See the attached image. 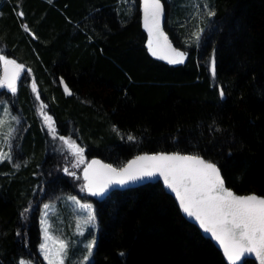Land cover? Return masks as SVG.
<instances>
[{
	"label": "trees",
	"instance_id": "16d2710c",
	"mask_svg": "<svg viewBox=\"0 0 264 264\" xmlns=\"http://www.w3.org/2000/svg\"><path fill=\"white\" fill-rule=\"evenodd\" d=\"M205 2L213 17L203 12ZM162 4L166 35L189 53L182 65L148 51L140 0H0V53L22 63L27 76L15 94H0L9 125L18 120L12 160L0 162V264L22 258L47 264L38 251L39 205L51 197V221L63 218L73 264L82 248L76 247L90 236L71 228L65 195L78 193L88 197L102 225L94 264H227L160 182L116 189L102 199L81 191L82 177L64 172V154L42 125L31 91L32 80L57 135L73 137L85 163L97 157L121 167L142 152L201 155L238 193L264 194V0ZM198 28H206L201 44L187 43ZM214 51L224 101L210 86L205 63ZM61 78L71 95L64 94ZM24 208L30 211L22 221Z\"/></svg>",
	"mask_w": 264,
	"mask_h": 264
},
{
	"label": "snow or ice",
	"instance_id": "6c2138e0",
	"mask_svg": "<svg viewBox=\"0 0 264 264\" xmlns=\"http://www.w3.org/2000/svg\"><path fill=\"white\" fill-rule=\"evenodd\" d=\"M143 14V27L147 30L148 51L154 57H159L171 65H182L189 56L187 51L179 50L172 46L168 36L161 28V21L165 15L162 0H141ZM197 12H199V5ZM203 12L207 17H213L215 12L210 5L203 4ZM19 17H23V12H18ZM197 18H199L197 16ZM24 30L30 33L28 26L23 25ZM206 28L194 30L187 43L199 46L203 40ZM31 34V33H30ZM33 38H35L34 34ZM0 63L3 65V75L0 76V88L9 90L15 94L19 80L27 79L25 66L18 63L15 59H9L6 55L0 54ZM209 67L211 75V87L218 92L220 101H224L227 93L223 85L216 83V59L215 51L208 61L205 62ZM30 72L31 70H27ZM59 83L64 86L65 95H71V90L64 82L63 78ZM31 91L37 92L35 81L31 84ZM39 100V95L36 96ZM0 107L3 103L0 102ZM45 105L41 104L40 110L43 113V120L47 126L48 133L53 139H59L72 151L77 163L73 167H78L84 163V149L79 147L75 141L66 139L63 136L57 137L53 118L44 112ZM7 111V109H5ZM18 118L13 116L12 120ZM5 120L0 118V127ZM219 131V129H217ZM14 130L9 128L3 136V143L8 144L10 149ZM129 141H134L135 137L129 135ZM11 161V151H0V162ZM19 167V165H15ZM64 172L69 176L75 177V172L68 168ZM162 179L167 190L175 194L179 208L193 222H198L200 229L205 235L218 243L223 250L229 264H243V261L251 254L259 264H264V197L255 194L237 195L225 186V180L221 175V169L216 163L203 159L199 155L180 154V153H157L143 154L136 156L126 165L117 168L110 164H103L99 160L93 159L83 170L85 183L81 186V191H86L92 196H103L116 186H125L144 182L146 179ZM43 191V189H40ZM80 209L86 210V217L78 219L76 224L77 234L83 236L85 231L91 233V227L95 226L96 216L91 204H82L74 196L68 197ZM50 205L45 203L42 209L40 220L42 242L38 250L43 255L47 264H65L68 256L69 244L62 239H53L50 235L51 225L48 223V210ZM30 208H24L20 214L21 220L27 219ZM17 235H20L18 232ZM52 241L50 246L48 241ZM95 237L85 245L86 254L77 264H94L92 260L95 251ZM121 255H123L121 253ZM18 264H29L23 258Z\"/></svg>",
	"mask_w": 264,
	"mask_h": 264
},
{
	"label": "rangeland",
	"instance_id": "374dc122",
	"mask_svg": "<svg viewBox=\"0 0 264 264\" xmlns=\"http://www.w3.org/2000/svg\"><path fill=\"white\" fill-rule=\"evenodd\" d=\"M0 54H2V53H0ZM4 55V54H3ZM8 57V56H7ZM9 59H11L10 57H8ZM1 64V68H2V63H0ZM0 75H1V70H0ZM32 80L30 81V86H31V84H32ZM18 85V84H17ZM18 88V87H17ZM11 92L9 91V90H7V89H4V88H0V94L1 95H3V94H10ZM12 94V93H11ZM34 95H35V97L37 96L36 95V92L34 93ZM41 104H43V102L42 101H40V100H38V103H37V107H38V113H39V116H40V119H41V122H42V125L47 129V126H46V124H45V122H44V120H43V113L41 112V110H40V106H41ZM44 105V104H43ZM44 112L47 114V115H50L51 116V114L46 110V108H44ZM9 114H8V112L7 111H5V107H3V108H0V118H2V119H4L5 120V123H4V125H3V129H2V127H0V151H4V152H8V151H12V149L14 148V146L13 147H11V149H10V147H9V145L8 144H4L3 143V136L4 135H6L7 134V132H8V130H9V128H12L13 130H14V134L15 133H17L16 131H17V128H18V120H17V122L15 121L11 126L9 125V123H8V121H7V119L6 118H9V116H8ZM52 117V116H51ZM12 118V117H11ZM7 121V122H6ZM9 122H10V120H9ZM53 123H54V121H53ZM54 126H55V129H56V125H55V123H54ZM47 131H48V129H47ZM56 133H57V130H56ZM51 136V135H50ZM59 136H63V137H65L66 139H70V140H72V141H75V143L79 146V147H81L82 148V146H80V144L73 138V137H71V136H67V135H57V137H59ZM55 147H56V150L57 151H59L60 153H62V154H64V158L66 159V164H64L65 165V167H64V169L65 168H68L70 171H72V172H75V176L77 177L78 175H81V169L83 168V165H84V163H85V157H84V155H83V159H84V163H82V164H79V166L78 167H73V165H75L76 163H77V160H76V158L72 155V151L71 150H69L68 149V147L66 146V145H64L63 144V142L62 141H60L58 138L56 139V141H55ZM83 180V179H82ZM67 195V196H66ZM65 195V198L67 197H70V196H74V197H76L78 200H80V203H82V204H91L92 205V203H91V201L88 199V197L87 196H85V195H82V194H80V193H78V194H74V195H68V194H66ZM66 198V199H67ZM69 200V199H68ZM55 201H56V198H50V199H47V200H45V201H43L40 205H39V210H40V220H41V218H42V209H43V205L45 204V203H48L49 205H50V207H49V209L48 210H46L47 212H48V223L51 225V227H50V229H49V231H50V235L53 237V239H57V240H59V239H62V240H64V241H66L68 244H70V236H68L67 235V232H66V227L64 226H62V224L60 223L61 221H63V218L61 217V215H60V222L58 223V224H54L53 225V223H52V221H51V217H52V214L54 213L53 211L55 210ZM69 208H70V212H71V214H72V223H71V228L73 229V232H74V235H76V236H80V235H78L77 234V229H76V224H77V220L78 219H80V220H83L85 217H86V210H83V209H80L79 207H78V205H76L73 201H71V200H69ZM92 208H93V210H94V212H95V209H94V206L92 205ZM95 216H96V223H95V226L94 227H91V233H90V236H89V238L87 239V243L89 242V241H91L92 239H93V237H96L95 236V234L97 233V231H98V229H100V228H102V225H101V222H100V220H99V217L97 216V214L95 213ZM40 227H41V224H40ZM85 233H87V234H89V232L88 231H85ZM42 242V232H41V241H40V243ZM39 243V244H40ZM48 243H49V245L50 246H53V244H52V241L50 240V241H48ZM87 243H84V245L83 244H81L80 243V245L78 246V247H76V248H81V250H80V255L77 257V256H75L74 255V257L75 258H73V260H72V262H73V264L74 263H76L77 262V260H82V256L84 255V254H86V250H85V245L87 244ZM39 246V245H38ZM54 247V246H53ZM70 247V246H69ZM39 251V250H38ZM39 253H40V251H39ZM40 255H41V257L43 258V255L40 253ZM76 258H79V259H76ZM25 261H27V262H29V264H34V262L33 261H31V260H27V259H24ZM43 260H44V258H43ZM46 263H47V261L46 260H44ZM65 264H72V263H69V262H67V259L65 260Z\"/></svg>",
	"mask_w": 264,
	"mask_h": 264
},
{
	"label": "water",
	"instance_id": "95a60500",
	"mask_svg": "<svg viewBox=\"0 0 264 264\" xmlns=\"http://www.w3.org/2000/svg\"><path fill=\"white\" fill-rule=\"evenodd\" d=\"M140 5H141V0H140ZM140 9H141V6H140ZM141 15H142V21H143L142 9H141ZM163 23H164V17L162 18V21H161V28H162V30H163L164 33H165V30H164V27H163ZM146 31H147V30H146ZM147 34H148V33H147ZM165 34H166V33H165ZM169 41H170V40H169ZM171 44H172V43H171ZM172 46H173V44H172ZM173 47H174V46H173ZM2 75H3V65H2V68H1V75H0V76H2ZM62 87L64 88L63 85H62ZM157 153L172 154V153H180V152H170V151H160V152H153V153H152V152H142V153H138V154H136V155L130 157V158H129V159H128V160H127L122 166L126 165L130 160H133L136 156L143 155V154H149V155H151V154H157ZM180 154H186V153H180ZM191 155H194V154H191ZM199 156H201V155H199ZM201 157H202V156H201ZM202 158L205 159L204 157H202ZM93 159H95V160H99V161H100L101 163H103V164H110V163H108V162H106V161H104V160H102V159H100V158H97V157H93V158L89 159V160L85 163V165L83 166V168L81 169V177H82V179H83V170H84V168L87 167L88 163H90ZM205 160H207V159H205ZM208 161H210V160H208ZM211 162H213V161H211ZM213 163H214V162H213ZM110 165H111V164H110ZM112 166H113V165H112ZM122 166H121V167H122ZM113 167H115V166H113ZM117 168H120V167H117ZM221 175H222V173H221ZM222 177H223V176H222ZM157 181L160 182V183L162 184V186L164 187V189H165L170 195H172V197L174 198V200H175V202H176V204H177V206H178V208H179V204H178V201H177V199H176V197H175V194H174V193H171L170 190H167V189L165 188L162 179L157 180L156 178H151V179H146L144 182H139V183H135V184H129V185H125V186H116V187H114L111 191L116 190V189H127V188H132V187H136V186H139V185L144 184V183H147V182H157ZM84 183H85V181H84V179H83V184H84ZM225 186H226L227 188L231 189V190H232L235 194H237V195H241V196H243V195L255 194V195H257V196L264 197V194H258V193H255V192H251V193H238V192L235 191L234 189H232V188H230L229 186H227V185H226V182H225ZM111 191H110V192H111ZM110 192H108L107 194H105V195H103V196H93V197H96V198H98V199H102V198H104L105 196H107ZM91 196H92V195H91ZM179 209H180V208H179ZM180 211H181V209H180ZM181 213H182V215H183L188 221H190V222H192L193 224H195L204 236H206L207 238H209V236H208V235H205V233L203 232V230L200 229L198 222H193V219L189 218V217H188L185 213H183L182 211H181ZM209 239H210V238H209ZM210 240L215 244V246L220 250V252H221L222 255H223V250H222L221 248H219L218 243L215 242V241L212 240V239H210ZM223 257H224V255H223ZM224 259H225L226 263L229 264V262L227 261L226 257H224ZM246 259H253V260L256 262V264H259V262L255 259L254 254L249 255Z\"/></svg>",
	"mask_w": 264,
	"mask_h": 264
}]
</instances>
